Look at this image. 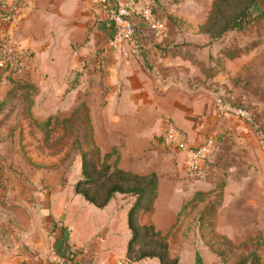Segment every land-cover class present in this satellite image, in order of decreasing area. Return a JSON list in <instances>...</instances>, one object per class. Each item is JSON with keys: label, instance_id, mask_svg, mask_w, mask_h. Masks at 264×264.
I'll list each match as a JSON object with an SVG mask.
<instances>
[{"label": "crops", "instance_id": "1", "mask_svg": "<svg viewBox=\"0 0 264 264\" xmlns=\"http://www.w3.org/2000/svg\"><path fill=\"white\" fill-rule=\"evenodd\" d=\"M109 1L32 0L30 9L4 25L6 37L16 35L18 47L30 55L29 60L19 56L24 65L17 78L34 87L30 114L45 117L36 122L60 117L85 100L93 142L97 144L98 138L99 146L119 147L122 158L127 151L129 156L137 155V145L154 141L170 126L189 146L210 143L208 162L198 163L197 171L188 170L183 151L172 148L166 153L158 141L148 163L155 172H202L194 178L192 190L186 179V191L179 196V200L188 199L198 186L218 193L217 207L213 203L203 206L202 226L207 213L216 207L213 219L218 233L233 241L264 240V149L249 124L216 113L207 82L218 81L219 76L204 55L216 43L201 30V22L194 24V33L186 25L172 26L170 21L179 23L187 17L170 5L173 0H138L137 8L153 4L165 29L153 32L139 22L137 11L132 12L134 48L122 53L110 41ZM32 122H24V127L30 129ZM39 134L42 141L43 134ZM45 176L39 172L34 185L20 181L2 195L0 264H117L123 259L127 264H160L155 257H129L130 205L117 207L111 197L97 206L76 189V183L61 188ZM158 184L149 224L162 234L180 219L182 207L174 216L173 208L161 207ZM176 191L174 185L169 187L172 196Z\"/></svg>", "mask_w": 264, "mask_h": 264}, {"label": "rangeland", "instance_id": "2", "mask_svg": "<svg viewBox=\"0 0 264 264\" xmlns=\"http://www.w3.org/2000/svg\"><path fill=\"white\" fill-rule=\"evenodd\" d=\"M170 5L175 10H182L187 16L181 18L179 23L170 21L172 26L186 25L192 33L194 24L198 22L204 29L211 28L209 34L217 46L212 51L204 50V55L219 79L207 83L213 82L211 84L232 89L238 100L247 103L263 128L262 131H256L249 125L258 144H262L260 148L264 149V19L259 17L264 12V1L173 0ZM239 20L242 21L241 27H236ZM11 38L16 43L14 55L10 63L0 69V199L2 195L6 196L4 193L7 189L19 185L20 181L34 185L32 181L39 172L46 175L43 179H48L54 186L65 188L76 183L77 189L98 204L103 203L110 195L111 188L116 186L124 191L112 193L117 207L121 204L130 205L131 209L138 204L132 214L137 236L131 245V259H145L157 254L163 255L165 264H177L178 260L181 264H264V240L233 241L218 233L219 226L217 224L216 228L213 219L219 204L215 197L218 193H212L214 190L211 187H195L188 199L179 200V196H183L186 191V179L189 178L188 188L192 190L194 184L196 186L194 178L202 172L153 171L154 168L148 163L149 154L154 149V142L160 141L163 134L151 140V144L137 145L134 150L137 155L129 156L127 151L122 158L119 147L99 146L98 138L97 144L93 142L92 123L84 113L87 105L82 100L73 109L69 107L59 115L60 119L66 120L75 110L70 121L72 123L65 122L70 124L69 128L61 130L49 127L46 138L43 136L41 141L39 127H35L38 122L35 120L45 117L29 112L35 101L30 95H25L34 92L33 85L27 81H15L24 63L20 64L19 61L16 35ZM5 39H8L5 31H0V47ZM250 41H258V44L247 56L230 60L227 56L230 50ZM215 51H218L219 56ZM31 120L33 127H24V122ZM164 149L166 153H171L172 148L164 146ZM206 160L208 162V157ZM173 175L172 179L168 178ZM152 182H155V187L159 182L161 207L173 208L172 216L177 213L179 206L182 207L178 213L180 219L161 237L153 236V231L146 227L152 225L149 224L152 220L150 209L156 196L152 191L148 192ZM171 185L175 186L176 195L169 193ZM142 189H145V193H142ZM208 203L216 207L207 213L202 226L201 212ZM218 223L220 225L222 221ZM257 249L261 250L263 256L257 257Z\"/></svg>", "mask_w": 264, "mask_h": 264}, {"label": "built area", "instance_id": "3", "mask_svg": "<svg viewBox=\"0 0 264 264\" xmlns=\"http://www.w3.org/2000/svg\"><path fill=\"white\" fill-rule=\"evenodd\" d=\"M138 0H110L106 6L108 12V24L111 30V43L120 52L124 53L126 48H134L135 27L130 20L132 12L137 11L139 22L143 23L153 32L160 34L165 29L164 21L154 11L153 4L137 8ZM32 0H0V28L4 31V25L15 22L21 12L30 9ZM5 44V45H4ZM0 47V69L5 68L11 61L16 48V43L8 38ZM18 45V44H17ZM19 46V45H18ZM19 55H30L22 52L18 47ZM22 52V53H21ZM213 83V82H211ZM208 83L210 94L213 96L216 113L225 119H233L238 122L249 124L256 131H262L260 122L249 109L245 101H240L234 95L232 89H227L220 84ZM160 142L163 147L177 148L185 153L188 170H195L200 162H206L210 153V143L199 146H189L181 133L175 127H168L161 136ZM117 264H127L126 259L119 260Z\"/></svg>", "mask_w": 264, "mask_h": 264}, {"label": "trees", "instance_id": "4", "mask_svg": "<svg viewBox=\"0 0 264 264\" xmlns=\"http://www.w3.org/2000/svg\"><path fill=\"white\" fill-rule=\"evenodd\" d=\"M154 11H155V9H154ZM263 14H264V12L262 13V14H260L259 15V17H262L263 16ZM241 24H242V21L241 20H239L238 22H236V27H241ZM200 28H201V30L202 31H204V32H206V33H208L209 34V32H210V29H204L203 27H202V25L200 26ZM210 35V38H212V35L211 34H209ZM257 44H258V41H250L249 43H247V44H245V45H243V46H238L237 48H233L232 50H230V52L229 53H227L228 55V57H230V58H234V57H237V56H239V55H241V54H248L251 50H253L256 46H257ZM15 81H22V82H25V81H23V80H15ZM25 83H27V82H25ZM33 94V93H32ZM32 94H26L25 96H27L28 97V95H32ZM73 113H75V111L73 112ZM73 114H71V116H69L68 117V119H66L65 120V118L64 119H60L59 117H57V116H50V117H48L47 119H45L44 121H41V122H38V124H37V126L39 127V130H40V132H42V134H43V136H44V139L46 138V134H47V132H49V127L50 128H60L61 130H64V129H66V128H69V125L68 124H66V123H69L70 121H71V118L73 117L72 116ZM87 116V115H86ZM66 122V123H65ZM70 123H72V122H70ZM47 127V129H45ZM45 129V130H44ZM90 132V131H89ZM76 189H77V186H76ZM79 190V189H78ZM80 191V190H79ZM153 192L154 193V196L156 195V187H155V182H152L151 184H150V188L148 187V192ZM81 193H82V195L88 200V201H90L91 203H93V204H95V205H97V206H103L110 198H111V196H112V193H114V192H124V191H122L119 187H116V186H114V187H112L111 188V190H110V195H108V198H106L105 200H104V202L103 203H100V204H98V203H95L92 199H90L88 196H87V194L85 193V192H82V191H80ZM142 193H145V189H142ZM137 208H138V204H136V206H135V208L133 207V208H131L130 210H129V212H128V223H129V227H130V229L132 230V237H131V239H130V241H129V243H128V254H130V250H131V245H132V243H133V241H134V239L136 238V236H137V229L135 228V226L133 225V216H132V214H133V212L135 211V210H137ZM139 209H140V207H139ZM138 209V210H139ZM141 210V209H140ZM144 226V225H143ZM146 227H149L152 231H153V236H157V237H161V234L158 232V231H156L155 230V228L152 226V225H147ZM143 257V256H142ZM148 257H155V258H157L158 260H159V262H160V264H165L164 263V260H163V255H155V254H151V256H148ZM257 257H260V256H257ZM176 264V263H175Z\"/></svg>", "mask_w": 264, "mask_h": 264}]
</instances>
